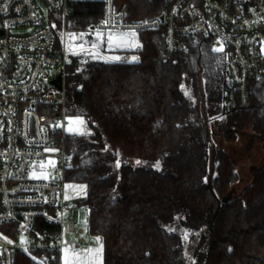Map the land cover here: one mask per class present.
<instances>
[{"label": "trees", "instance_id": "trees-1", "mask_svg": "<svg viewBox=\"0 0 264 264\" xmlns=\"http://www.w3.org/2000/svg\"><path fill=\"white\" fill-rule=\"evenodd\" d=\"M116 2L132 20L168 10L166 0ZM103 16L102 3H77L68 26L85 32ZM165 38V25L141 33L126 64L107 58L132 50L70 58L68 114L86 132L68 134L66 179L87 187L89 234L104 264H264V80L251 82L246 107L228 109L225 53H173ZM246 136L258 138L263 161L242 188L229 148ZM15 264L40 263L18 251Z\"/></svg>", "mask_w": 264, "mask_h": 264}, {"label": "built area", "instance_id": "built-area-1", "mask_svg": "<svg viewBox=\"0 0 264 264\" xmlns=\"http://www.w3.org/2000/svg\"><path fill=\"white\" fill-rule=\"evenodd\" d=\"M81 2L104 6L91 33H123L139 41L131 52L105 57L112 62L137 59L140 34L165 25L169 52L222 47L230 79L228 109L246 107L251 82L264 80V0H166L168 10L144 21L130 19L116 0H0L1 264H15L18 251L40 264H63L65 248L94 246L84 229L66 218L71 207L66 80L70 58L77 54L67 37L69 18ZM49 161L53 177H31L34 165Z\"/></svg>", "mask_w": 264, "mask_h": 264}, {"label": "rangeland", "instance_id": "rangeland-1", "mask_svg": "<svg viewBox=\"0 0 264 264\" xmlns=\"http://www.w3.org/2000/svg\"><path fill=\"white\" fill-rule=\"evenodd\" d=\"M44 10L48 14V9L47 7L42 4ZM58 18V16H57ZM97 32L91 33L90 30H87L85 32H79V31H72L69 29V34L67 37V44L68 47L76 50L77 55L81 54L82 52H97V49H102L104 47L107 50H133L139 43V41L136 38H133L130 36V42L134 41L136 46H128V47H117L115 45L109 46L107 43V36L109 34H123V33H103V39L98 40L96 36ZM59 35V34H57ZM75 37V38H74ZM93 44H96L97 46L95 48L92 47ZM83 46V50L81 49L80 46ZM217 49V48H215ZM220 52H223L220 51ZM75 121L77 120L76 118H69V121ZM81 120V119H80ZM69 127V125H68ZM74 129H79V132H72V133H85L86 132V125L85 122L83 125H76L73 124L71 125ZM229 146V145H227ZM231 149L230 151L235 155L237 159L238 166L240 167L241 170V178L243 179L241 181L240 186L243 188L247 185H249L252 181V177L249 174V166L253 164H260L263 160L261 159V156L263 155L262 153V147L261 143L256 138L255 136H246L245 138H242L238 143L233 144L230 146ZM46 165V167L41 168V164H36L32 168V174L31 177L34 179H42L41 173H45L47 175V178L53 177L52 176V171L54 170V165L49 164V163H43ZM36 173V176H33V173ZM40 177V178H37ZM45 179V178H44ZM81 187L83 188V191H81ZM86 190L87 187L86 185L83 184H74V183H67L66 184V194L69 200H71V207L67 210L66 212V218L73 220L77 223V225L84 229L85 233L84 236L86 239L90 242H94V246L92 247H85L82 250H76L77 253L83 252L84 250L87 249H97L103 244L102 241L100 240V243L98 244L96 242V238H93L89 234V212L88 209L84 206H82L81 201L84 200L86 197ZM21 238L19 237V241L21 242ZM24 239V237H23ZM74 249V248H71ZM101 261L102 264H104L103 261V250H102V255H101ZM88 264H95V261H88Z\"/></svg>", "mask_w": 264, "mask_h": 264}, {"label": "snow or ice", "instance_id": "snow-or-ice-1", "mask_svg": "<svg viewBox=\"0 0 264 264\" xmlns=\"http://www.w3.org/2000/svg\"><path fill=\"white\" fill-rule=\"evenodd\" d=\"M105 24H107V21L104 22ZM131 35H134V33H132ZM97 39L101 40L103 39V33L97 31L96 33ZM75 38V37H74ZM107 43L109 44V46L115 45L117 47L123 46V47H128V46H136L134 41L130 42V36L129 34H109L107 36ZM97 45L93 44L92 47L95 48ZM81 49L83 50V46H80ZM215 51H222V47L221 48H217L214 49ZM115 59H119L118 57ZM136 57H133V60H135ZM76 124V125H83L84 121L77 119L75 121L70 120L69 121V127H68V131L69 132H79V129H74L73 127H71V125ZM59 126V125H58ZM83 134V133H80ZM49 164H53V161H49ZM137 164H140V161H136ZM157 168L160 167L159 162H157V164L155 165ZM46 167L45 164H41V168ZM117 167H119V162H117ZM33 176H36V173H33ZM41 177L42 178H47V175L45 173H41ZM40 178V177H37ZM81 191H83V188L81 187L80 189ZM185 239H187V234L185 235ZM10 242V241H9ZM21 242L22 243H26V241L23 239V237L21 238ZM96 242L99 244L100 243V238L97 237L96 238ZM102 245L97 248V249H87L84 250L83 252L77 253L75 251V249H71V248H65L63 250V264H88V261L92 260L95 261V264H102L101 261V255H102Z\"/></svg>", "mask_w": 264, "mask_h": 264}, {"label": "water", "instance_id": "water-1", "mask_svg": "<svg viewBox=\"0 0 264 264\" xmlns=\"http://www.w3.org/2000/svg\"><path fill=\"white\" fill-rule=\"evenodd\" d=\"M60 82H61V77H59V79L55 82V84L58 86L59 89L61 88ZM230 196L226 200H228Z\"/></svg>", "mask_w": 264, "mask_h": 264}]
</instances>
